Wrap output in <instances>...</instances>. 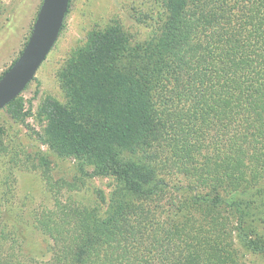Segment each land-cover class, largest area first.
Instances as JSON below:
<instances>
[{
	"label": "trees",
	"instance_id": "1",
	"mask_svg": "<svg viewBox=\"0 0 264 264\" xmlns=\"http://www.w3.org/2000/svg\"><path fill=\"white\" fill-rule=\"evenodd\" d=\"M159 1L155 38L131 44L115 24L90 33L62 74L69 104L42 105L41 144L112 181L105 213L102 193L93 206L62 198L68 182L40 157L52 204L32 222L45 258H26L5 217L0 264L264 258V0Z\"/></svg>",
	"mask_w": 264,
	"mask_h": 264
},
{
	"label": "rangeland",
	"instance_id": "2",
	"mask_svg": "<svg viewBox=\"0 0 264 264\" xmlns=\"http://www.w3.org/2000/svg\"><path fill=\"white\" fill-rule=\"evenodd\" d=\"M42 0H0V75L23 49ZM164 18L159 0H70L60 35L33 80L15 101L0 110L2 140L9 154H0V218L22 234L26 258L43 260L45 239L33 226L32 215L40 206H51L52 193L42 174L40 157L49 161L52 179L65 180L61 196L93 206L103 195L100 213H105L112 181L89 179L80 162L63 158L41 144L47 120L42 105L52 99L63 106L69 98L62 74L86 48L88 35L119 25L131 44L155 38ZM16 159H10L13 153ZM39 152V153H38ZM14 157V156H13ZM85 172L92 166L86 165ZM100 201V200H99ZM264 237V226L257 231ZM245 264H264V258L242 248Z\"/></svg>",
	"mask_w": 264,
	"mask_h": 264
},
{
	"label": "water",
	"instance_id": "3",
	"mask_svg": "<svg viewBox=\"0 0 264 264\" xmlns=\"http://www.w3.org/2000/svg\"><path fill=\"white\" fill-rule=\"evenodd\" d=\"M69 3L70 0H42L23 49L0 76V110L16 99L35 77L60 35Z\"/></svg>",
	"mask_w": 264,
	"mask_h": 264
}]
</instances>
